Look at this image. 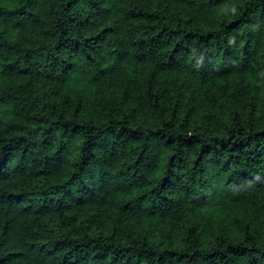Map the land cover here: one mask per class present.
I'll return each instance as SVG.
<instances>
[{
	"label": "trees",
	"instance_id": "trees-1",
	"mask_svg": "<svg viewBox=\"0 0 264 264\" xmlns=\"http://www.w3.org/2000/svg\"><path fill=\"white\" fill-rule=\"evenodd\" d=\"M0 264H264V0H0Z\"/></svg>",
	"mask_w": 264,
	"mask_h": 264
}]
</instances>
